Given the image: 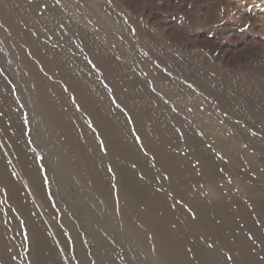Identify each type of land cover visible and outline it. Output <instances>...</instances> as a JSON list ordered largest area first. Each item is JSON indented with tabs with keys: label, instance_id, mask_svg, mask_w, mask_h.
I'll return each instance as SVG.
<instances>
[{
	"label": "rangeland",
	"instance_id": "obj_1",
	"mask_svg": "<svg viewBox=\"0 0 264 264\" xmlns=\"http://www.w3.org/2000/svg\"><path fill=\"white\" fill-rule=\"evenodd\" d=\"M3 1L13 6L10 15L15 9L19 11L17 15L25 14L19 20L28 18L32 22V26L27 25L24 19L21 26L39 43L21 46L42 75L54 87L59 85L68 105L75 112H82L78 94L86 91L72 87L69 79L75 76L89 90L90 99L100 107L101 114L106 112L107 120L115 125L118 119L121 121L116 125L120 139L115 134L108 138L116 140H109L98 133L90 115L85 116L88 129L94 132L95 148L104 152L99 155L106 156V149L114 144L109 155L115 157L119 174L139 177L134 181L130 179L132 175L126 177L124 186L126 197L135 202L134 212L138 209L136 220L139 218L137 221L145 227L142 231L148 232L144 234L149 242L146 246L139 239L137 244L138 237L120 224L121 216L113 205L98 201L101 192L90 188L86 191L71 169L64 166V171L59 159H54V163L51 156L47 158V153L55 150L51 144L41 150L35 142L33 131L42 139L40 143H48L50 137L45 130L42 136L41 110L30 89L33 78L25 68H18L19 62L12 58L0 33V77L22 113L20 126L25 139L32 148L38 146L33 161L52 172V179L47 177V171L43 174L51 209L45 208L41 214L54 227V233L48 230L50 240L54 241L52 233L56 242H63V260L60 256L59 263L83 264L77 255V238L88 264H162L154 254L159 250L155 240L161 243L167 264H264V0ZM49 6L78 24L74 33L70 34L65 25L56 28L52 35L48 32V24L43 22L47 20L40 19L38 13L47 11ZM34 24L40 32L33 31ZM0 26L1 30L7 29L2 18ZM65 38L72 43L67 42L71 54H67ZM53 39L60 44L53 43ZM60 40L64 41V48ZM39 45L40 49H50L56 60L57 52L62 53L66 62L63 74L51 62L33 54ZM91 47L96 49V58L89 55ZM76 48L80 52L74 54ZM77 54L93 75L82 74V65L74 60ZM8 58L13 59L17 69ZM117 114L124 117L123 121L117 119ZM3 119L11 123V118ZM126 123L130 125L126 127ZM120 125L128 132L121 130ZM4 138L6 134L0 130V139ZM121 146H126L123 150L128 152L123 154ZM115 147H121V151ZM138 162L145 165V171L137 166ZM4 190L0 183V241L5 242L0 245V264H35V239L29 234L26 219L7 195L3 200ZM33 197L39 200L34 194ZM80 198L85 202L84 209ZM86 204H93L91 216L100 222L98 233L109 242L111 257L99 252L94 236L83 226L81 209H88ZM145 212L147 218L141 214ZM108 224L114 233L108 231ZM44 253L48 258V251Z\"/></svg>",
	"mask_w": 264,
	"mask_h": 264
},
{
	"label": "bare ground",
	"instance_id": "obj_2",
	"mask_svg": "<svg viewBox=\"0 0 264 264\" xmlns=\"http://www.w3.org/2000/svg\"><path fill=\"white\" fill-rule=\"evenodd\" d=\"M12 8H13V6H9V4H6L5 1L0 0V18H2L4 24L7 27V29H5V28H3L2 30L0 29V33H2L1 34L2 38L4 39L6 45L8 46V48L11 52L12 58L15 60V62H16V60L19 62L18 68H22V69L25 68L27 70L26 72L33 78L32 81L30 82V89L33 91L37 105H38L39 109L41 110V113H39L41 115V117L40 116L39 117L41 118L42 123H40L39 121L38 122L41 124L42 127H44L43 131L45 130L47 135L50 137V138H48V143H45L44 140L46 138L43 137L44 142H41L42 143V145H41L40 141L42 139L39 140L38 139L39 137L36 135V132L33 131L35 142L38 144V146L40 144L41 150L44 149V147H46L48 144H51L55 150L53 152V150L50 148L51 152L47 153V158L51 156V160H53L54 163H55L54 159L56 161H57V159H59V163L62 166L63 170L65 169L64 166H66L69 170L71 169V171H73L74 178H76V181H79L80 185H82L83 188L84 187L86 188L85 189L86 191L88 190V188H90L92 191L94 190V191L101 192V195H102L101 198L98 197L99 196L98 192H97L98 196L96 194V196L99 198L98 201L103 202L104 205H105V202L108 201L107 203H109L110 205H113V210H116L117 212H119V214H120L119 217L121 216L120 224L126 230L134 233V235H136L135 237H138L137 238V244L139 243L138 242V239H139L141 244H143L144 246L149 245V242L144 235V234H147L148 232L147 231H145L146 233L143 232L142 226L144 227V225H141V223L137 221L139 218L136 220L135 217H137V215L139 213L138 211H137L138 213H136V210H138V209H136L134 212V209L132 207H135V206H133L132 203H135V202H131V200L128 197H126L127 193L125 190L126 188L124 186V180L126 179V177H131V175H132L133 179L130 178L132 181H134L135 178H139V177L137 176V174H136L137 177L134 176L133 174H125V175L119 174V172L117 171L118 169L116 168L117 161L113 160L115 157H112V155L111 156L109 155L110 154L109 152L112 148V147L110 148V146L114 145V144H112L113 141L111 142L112 145L108 146L109 149L106 147L107 148L106 150H109L108 154H104L106 156H103V154H101V156H100L99 154L104 153V152H102L103 151L102 150L99 153L97 147L95 148V146H94L95 140H94V135H93L94 132L92 130L90 131L88 129L87 123H85V120H86L85 116H86V114H88V115H90V118L92 119L94 126H95V129L98 131V133L101 134L102 136H106V138H108L109 135L114 136L117 132V128H119L116 126L119 122H121L118 119V118H120L119 114H117L119 117L115 116V117H117V119L119 121L118 123H116V125L113 123L114 121L111 122V121L107 120V117L104 115L106 112L101 114V112L99 111L100 107H96L98 105H94L95 101H94V103L92 102V100H91L92 96L87 92L89 90L85 86L82 87V85H80L81 82L80 83L78 82V81H80L79 79H76L75 76L74 77L71 76V79H69V82L73 85L72 87L76 86L79 90L86 91V93L79 92V94H78L79 95L78 99H79V102L81 104L82 112H80V113L75 112L73 110L72 106L68 105V101H66V94L65 93L63 94L60 91L59 85L57 87H54L52 85L51 81L48 80V78L45 75L44 76L42 75V73L38 70V66L33 61L30 60L28 52L26 51V49H24L21 46V43H25V44H30L32 47V45L34 43H39V41H37L34 37L32 38L31 32L25 31L24 27L21 26L24 19L26 20L25 23L27 25L32 26V22L28 18L27 19L23 18V20H19V17L20 16L24 17L25 14L22 15V13H20L19 15H17V13H19V11L16 12L15 9H14L12 15H10V11H12ZM33 8H35V7H33ZM56 9H58V8H56ZM14 12H16V13H14ZM60 12L59 11L56 12L51 6H49V9L47 11L42 12L41 14L38 13V16L40 19L47 20V21H43V22H46L48 24V26H47L48 28H46V26H44V27L48 30V32L51 35H52V33L57 32V30H55V29L59 28L60 25H61V27H64V25H65V28L70 32V34L74 33V28L78 24H74L71 21H68L64 17L65 15L62 16V14ZM47 24H45V25H47ZM34 26H36V25L34 24L33 27H31L33 29V31L35 30V32L36 31L40 32L39 28L38 27L34 28ZM25 29H27V28H25ZM61 30H65V29H61ZM76 31H77V29H76ZM77 32H79V31H77ZM62 38H61V40H62ZM83 39H84V37H83ZM63 40L66 42V38ZM64 41H61V46H62V42H64ZM82 41H84V40H82ZM55 42H57V40L53 41V43H55ZM67 42H66V44H67ZM57 43H59V42H57ZM70 43L68 42V44H70ZM68 44L66 47L69 46ZM74 44H73V46L75 47ZM87 44H89V42ZM94 45H95V43H94ZM73 46L71 47L72 50H74ZM62 47H60L61 49L59 48L60 51L63 50L64 47L63 48ZM37 48H39L38 51L37 52L34 51L33 54L37 53L38 58L41 57L45 62L49 61L48 64H50V62H51L52 66H54V67L56 66L58 68V70H59L58 72H60V75H61L62 70H64V68H66V66H65L66 62L63 61V59H62V53L60 51H59L60 53H58V52H57V54L55 53L57 55V58H58V60H56V58H54V54L52 53V51L50 49L47 48L48 49L47 50L45 46L44 47L42 46V49H43V51H42V49H40V45ZM92 49L93 48L91 47V50ZM70 50L71 49L69 48V51L67 54H71ZM76 50H77V48H76ZM84 50H87V49H84ZM55 51H57V50L55 49ZM75 52H80V51L77 50V51H74L73 53L75 54ZM95 52H96V49H95V51L92 50L89 53V55L92 53V57L96 58ZM63 53L65 54V52H63ZM73 57H75V56H73ZM81 57H83V56H81ZM9 60L13 63V65H15L14 66L15 69H17V65L11 60V58ZM74 60L75 61L79 60V63L82 65V67H83V69H81V70H83V73L81 72L82 74L89 75V76L93 75L85 67L84 62L82 61V58H80L79 55ZM95 62H97V61H95ZM90 69H92V68H90ZM15 76H17V74ZM17 78H18V76H17ZM66 79H68V77H66ZM16 82H18V79H16ZM20 84H22V83H20ZM96 85H97V83H95V86ZM94 88H96V87H94ZM93 92H94V90H93ZM102 92H103V90H102ZM26 94H28V93H26ZM21 95L23 96V94H21ZM25 96H27V95H25ZM100 99H102V98H100ZM103 99L101 101L105 102V100H103ZM94 100H96V99H94ZM104 102H102V104ZM106 102H108V101H106ZM123 104H125V103H123ZM16 107L17 106L15 103V100L10 95L7 83H5L4 80L2 79V77H0V114H2V116H0V130H2V132H4L6 134V138H4V140L0 139V183L5 188V190L2 191L3 200H4L5 196L7 195L8 199H9L8 201L11 200L12 201L11 203H13L14 206H16L19 213L26 219V224L29 228V234H30V236H33L35 239V250L33 253L34 263L35 264H46L47 263L46 260H48L49 261L48 263L60 264L59 263L60 256H61V259L63 256L61 254V252L64 251V246L62 245L63 242L61 241L62 243H60L59 240H58V242H56V240L54 239V237L52 235V233L55 232L54 227L52 229L51 228L52 226H50L49 221L43 219L42 214H41L44 212L45 208H46V210L51 209L50 207H51L52 201L50 199H48V196L46 195L45 190L46 191L48 190L47 185H46L47 180L43 176V174L45 171H47V175H48L47 177L52 179V177H51L52 172H51L50 168H48V167L46 170H44V168L41 169V167L38 165V163H36V161L35 162L33 161L34 155H35L34 152L36 149H38V146L34 145L33 146L34 149H33L32 146H30V144H29L30 142L28 143V141L25 139L24 133H23V126H20V122L23 120L22 119V113L19 110H17ZM107 109H109V108H107ZM110 109H109V111H110ZM3 116H5L6 118L7 117L11 118L10 119L11 123L9 122V124H7L8 120H6L7 121L6 122L3 119ZM32 118H33V116L31 117V119ZM111 119H113V118H111ZM117 119H115V120H117ZM123 119H124V117H123ZM123 119H121V120L123 121ZM125 120H127V119L125 118ZM129 125L130 124L126 123V127ZM121 126L122 125H120V127ZM122 128H123V126L121 127V130H122ZM40 129H42V128H40ZM123 130H124V128H123ZM43 131H42V136H43V133H45V131L44 132ZM125 132H128V130ZM117 133H120V132H117ZM129 133H130V130H129ZM116 136H118L117 138H119L118 134H116ZM7 137H8V139H7ZM95 137H96V135H95ZM111 138H113V137H111ZM111 138L110 139L108 138V139L112 140ZM114 140H116V138ZM130 140H126V142L127 141L130 142ZM124 141H125V139L123 140V142ZM141 142L144 143V141H141ZM118 143H119V141L116 144H118ZM130 144H132V143H130ZM129 145L126 144L127 148L129 147ZM144 145H142V146L144 147ZM126 146H121L123 154H124V152H126L125 150H123V147L126 148ZM121 147H120V149H121ZM116 148L117 147H115V149ZM120 149L117 148V150H120ZM131 150H133V149H131ZM138 150H142V149H138ZM44 151H46V150H44ZM48 151H49V149H48ZM133 151H132V153H133ZM122 153H121V155H123ZM132 153L130 155L127 154V156L128 155L132 156L134 154V153L133 154ZM116 154H117L116 158H118L119 153H116ZM134 156L136 157L135 154L133 155V157ZM124 157H125V155H124ZM119 159H118V161H119ZM124 159L126 160V158H123L122 163H124ZM140 159H138V161ZM120 161H121V159H120ZM142 163H144V162H142ZM142 163L141 164L139 163L140 166L139 165H137V166L142 171L143 170L145 171V165L143 166ZM132 164H134V162ZM54 166H56V165H54ZM127 166H129V165H127ZM106 167H107V171L105 169ZM110 167H112V169ZM55 168H57V167H55ZM121 170H124V169H121ZM48 171L50 174L48 173ZM74 172H76L77 174H75ZM132 173H135V172L133 171ZM75 175H77V176H75ZM141 176H143V175H141ZM140 180L142 181V179H140ZM141 181H139V182L141 183ZM71 182H72V180H71ZM142 183H143V181H142ZM129 184H132V183L129 182ZM52 185H53V183H52ZM135 186H137V185H135ZM69 188H70V186H69ZM137 189H139V187ZM131 191H133V190H131ZM134 191H135V189H134ZM145 191L146 190H144V192ZM114 192L116 193L117 198L113 197ZM137 192H136V194H138ZM139 192H140V190H139ZM79 193H81V192H79ZM33 194L36 195L40 201L38 199H36L35 197H33ZM82 194H84V193H82ZM82 194H81V196H82ZM136 194H132V196L136 195ZM142 195L143 194H141V196ZM82 197L85 199L84 195ZM114 198H116V201L114 200ZM137 199H138V197H137ZM79 202H80V206L84 209V203L87 202V200L85 202H83V199L81 200V198H80ZM90 202L88 201L87 203L91 204ZM143 202H144V200H143ZM2 203H3V205H5L3 201H2ZM115 203H116V205H115ZM86 205L88 206V204H86ZM86 205H85V207H86ZM135 205H137V204H135ZM141 206H142V204H141ZM90 207L88 206V209H86V210L81 209L83 212V219H84L83 226H84L85 230H87L89 233H91L94 236L99 252L103 253L104 255L109 254V256L111 257V251L109 250V247H110L109 242L98 233L101 225L99 224L100 222L99 223L95 222L94 218L91 216L92 212L90 210L94 207H92V208H90ZM144 207H145V205H144ZM141 208L142 207H140V210H141ZM144 210H145V208H144ZM89 211L91 212V214L89 213ZM0 214H2V205L1 204H0ZM141 214H143V216L146 215L145 218H147V216H148L146 212L141 213ZM109 216H111V215H109ZM116 219L118 220L117 217H116ZM142 219H143V217H142ZM107 226H108L107 227L108 231H110V232L112 231L114 233V229L112 228V226L110 224H108ZM143 229H145V227ZM48 230H51L50 232H52V233H50V234H51L52 239L55 242L50 240V238L48 236ZM10 231H13V230H10ZM130 235L131 234L129 233V236ZM125 236H127V235H125ZM76 237H77V235H76ZM50 241L55 243L56 246L54 245V247H57V249L52 247L53 246L52 243H51L52 244V246H51ZM78 241L79 240L76 238V242H77L76 250H77L78 258L81 261V263L88 264L87 258L85 256V252L83 249H81L78 246ZM149 241H152V240H149ZM153 241H154V239H153ZM4 243L5 242L0 241V245H3ZM155 243L157 244L156 247L159 250H157L156 253H154V254H156V257L160 260V262L162 264H167L168 260L161 251V243L157 240H155ZM150 244L152 245V243H150ZM140 247H142L144 249L143 246H140ZM154 249L155 248H153V250H152L153 252H154ZM45 251H48V253H49L48 258H47V255L44 253Z\"/></svg>",
	"mask_w": 264,
	"mask_h": 264
}]
</instances>
